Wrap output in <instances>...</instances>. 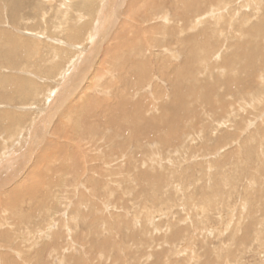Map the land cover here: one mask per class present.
Listing matches in <instances>:
<instances>
[{"label": "rangeland", "instance_id": "obj_1", "mask_svg": "<svg viewBox=\"0 0 264 264\" xmlns=\"http://www.w3.org/2000/svg\"><path fill=\"white\" fill-rule=\"evenodd\" d=\"M109 1L0 0V264H264V0Z\"/></svg>", "mask_w": 264, "mask_h": 264}, {"label": "bare ground", "instance_id": "obj_2", "mask_svg": "<svg viewBox=\"0 0 264 264\" xmlns=\"http://www.w3.org/2000/svg\"><path fill=\"white\" fill-rule=\"evenodd\" d=\"M117 0H110L108 3H107V6H105L104 8H105V10H103L102 9V11H103V13L101 14L100 13V15H99V17H98V19L95 21V23H94V25L92 26L93 27V35H90V41H92V48H93V44L94 43H96L97 41L99 42L100 41V38H102L103 37V35H104V31L105 30H99L100 29V27L105 23V22H109L110 21V19H111V15H112V10H115V9H113L114 8V6H115V2H116ZM138 1V0H137ZM152 1V0H151ZM198 0H174L173 1V4L172 5H175V9H177V10H180L181 11V13H182V16L183 17H185L186 16V13L189 11V9H191L192 8V6L194 5V7H195V5H197V2ZM209 1H211V0H209ZM225 1V0H224ZM133 3V2H132ZM128 5H130V3L128 4ZM212 5H214V4H212ZM106 7H107V9H106ZM128 8V7H127ZM213 9H216V8H218V6L217 5H214L213 7H212ZM124 11V10H123ZM119 12V11H118ZM99 13V12H98ZM133 13H134V11H130V13H128V14H130V16L132 17L133 16ZM136 13H138V12H136ZM65 14H67V13H65ZM111 14V15H110ZM162 14V13H161ZM163 15V14H162ZM174 15V14H173ZM202 15H204V14H202ZM66 16V15H65ZM129 16V15H128ZM189 16H190V14L187 16L188 18H189ZM161 17V16H160ZM174 17H175V15H174ZM199 17V16H198ZM197 17V18H198ZM201 17V16H200ZM132 18H134V16L132 17ZM167 18V17H166ZM165 18V19H166ZM197 18H196V20H194V21H192V22H194L193 24H192V26H194L195 24H196V22H197ZM193 20V19H192ZM62 23V22H61ZM83 24H85V23H83ZM82 24V25H83ZM189 25V24H188ZM106 26H107V24H106ZM119 32H121V31H119ZM122 33V32H121ZM74 35H70V37H73ZM115 37V35H113V38ZM116 38V37H115ZM56 46V45H55ZM209 45H208V41L207 40H204L202 43H201V47H202V49H203V53L202 52H200V53H197V51H196V48L193 50V53L195 52L197 55H198V57L199 58H196V60H195V66H194V68H198L199 66H201V65H205L204 64V61L206 62L207 61V59H208V57H210V56H208V52H209V48H210V46L208 47ZM69 47V46H68ZM78 47V46H77ZM76 47V48H77ZM75 48V49H76ZM80 48V47H79ZM200 48V47H199ZM204 49H207V53H206V51L204 50ZM81 50V49H80ZM63 51V50H62ZM67 51V50H66ZM170 52H171V50H169ZM173 51V50H172ZM205 52V53H204ZM56 54V53H55ZM201 55V56H200ZM206 55V57L204 58V59H202L204 56ZM90 57H92V55H90V53H88L87 55H86V57L83 59L84 60V62H82L83 63V65H85V66H87V64H91V59H90ZM188 57V56H187ZM88 60H87V59ZM86 59V60H85ZM74 62V61H73ZM202 62H203V64H202ZM208 62V61H207ZM76 63V62H75ZM71 65H73L74 66V63L72 64V63H70ZM193 64V63H192ZM75 65H77V64H75ZM78 66V67H74V68H72V70H71V72H69V73H72V74H69L70 76H68V79L66 80V78H65V80H64V74L65 73H67V67H68V65L64 68V70H62V72L61 73H59V80H64V82H66V83H69V82H71V80H72V77L73 76H75V75H77V74H79V71H81V74H83V72H84V70H85V66ZM142 66H140V64L138 65V74H142V72H144V74L146 75V72L148 71V69H146V67L147 66H145L144 64H141ZM130 66V65H129ZM188 66H190V64L188 65ZM90 67V66H89ZM176 66L175 65H171V73H173L174 75H175V77H174V79L172 80V85H173V89L175 90V92H174V94H176L178 97H177V102H178V106H174L173 107V109H177V107H179L180 109L182 108V104H183V101H184V93L186 92H184V88H185V83H186V81H184L187 77H189L190 76V72L189 71H187L186 70V67L187 66H185V64L184 63H182V66H181V69L179 70V68L177 69V68H175ZM126 71H125V73L127 72V69H125ZM92 73V72H91ZM198 73H200V72H198ZM79 76L80 75H78V76H76L78 79H80L79 78ZM137 78V77H136ZM135 78V79H136ZM197 77H195L193 80L195 81H197ZM66 83H64V85L66 84ZM70 84V83H69ZM68 88V87H67ZM62 89V88H61ZM61 89H59L58 91L56 90V91H54V92H52L51 93V91H48V92H50V95L49 96H51L52 94H54V93H57L56 94V96H55V98L56 97H58L57 98V100L58 99H60L61 98V96L63 95V90H61ZM187 89V88H186ZM181 93H182V97H181ZM77 95V94H76ZM160 95V94H159ZM53 98H54V96H53ZM174 98H176V96L174 95ZM56 100V101H57ZM92 100V99H91ZM55 101V102H56ZM140 101V100H139ZM55 102H53V100H49L48 101V97H47V105H48V107L46 108V109H44V110H42L41 109V111L43 112V116L44 117H42V119L40 120V121H38V124L41 122V124H45L44 126H46V127H48V124L46 125V121L48 120V119H50V117L53 115V114H51V113H54V112H52L53 110L54 111H56V108L55 107H57L56 106V104H55ZM60 103H58L57 105H59ZM93 104V103H92ZM92 106V105H91ZM112 107H113V109H112V111H111V113H110V115L111 116H115V115H119L121 118H120V121L119 122H122V123H120V124H124L125 123V120L126 119H130L132 122H134L135 121V116H134V114L127 108V107H124V105H123V103H118V104H115V105H112ZM55 108V109H54ZM62 108V107H61ZM60 108V109H61ZM92 108V107H91ZM124 113V114H123ZM51 114V115H50ZM55 114V113H54ZM94 114V113H93ZM64 115V114H63ZM66 116H67V114H66ZM177 116L178 115H175L174 116V119L172 120L173 122H175V118H177ZM167 121H169V120H167ZM50 122V121H49ZM159 121H157V123H158ZM138 123V124H137ZM142 125H141V124ZM56 124V123H55ZM156 123H154L153 121H151V119H149L147 116H145V114H143L141 117H140V120L139 121H135L134 123H131L130 125L133 127L132 128V132H135V134H139V135H141L142 133H141V131H142V129L143 130H145V131H147V132H149L151 129H152V127L155 125ZM55 126H57V125H55ZM56 128H58V127H56ZM57 130V129H56ZM32 134V133H31ZM30 134V135H31ZM30 139V138H29ZM28 139V140H29ZM33 139V138H32ZM30 143H31V141H29ZM27 142H25V144H26ZM28 144V143H27ZM33 144V143H32ZM29 149H32L29 145H28V147H26V150H24V152H25V154L27 155L28 153H29ZM70 153V152H69ZM30 154V153H29ZM20 157V156H19ZM29 156H27L26 157V159L28 158ZM75 158V157H74ZM15 161V160H14ZM29 161V160H28ZM25 164L27 165V161L24 159L23 160V163H22V166H25ZM21 166V165H20ZM12 174V173H11ZM19 174V173H18ZM33 187V186H32ZM2 188V187H1ZM0 188V189H1ZM29 190H30V188H29ZM7 191V190H6ZM1 192V191H0ZM4 192V191H3ZM9 192V191H8ZM23 192V191H22ZM25 192V191H24ZM3 194V193H2ZM23 194V193H22ZM82 194V193H81ZM22 196V195H21ZM20 196V197H21ZM12 205V204H11ZM10 207V206H9Z\"/></svg>", "mask_w": 264, "mask_h": 264}]
</instances>
